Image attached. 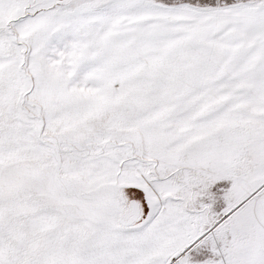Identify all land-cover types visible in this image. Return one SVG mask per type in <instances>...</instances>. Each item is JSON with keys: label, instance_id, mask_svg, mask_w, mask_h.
Returning <instances> with one entry per match:
<instances>
[{"label": "snow or ice", "instance_id": "obj_1", "mask_svg": "<svg viewBox=\"0 0 264 264\" xmlns=\"http://www.w3.org/2000/svg\"><path fill=\"white\" fill-rule=\"evenodd\" d=\"M0 264H264V0H0Z\"/></svg>", "mask_w": 264, "mask_h": 264}]
</instances>
